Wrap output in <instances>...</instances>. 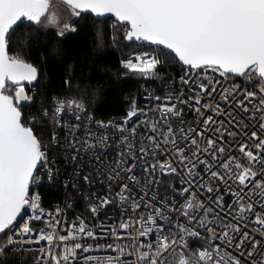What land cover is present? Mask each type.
<instances>
[{
    "label": "snow or ice",
    "instance_id": "1",
    "mask_svg": "<svg viewBox=\"0 0 264 264\" xmlns=\"http://www.w3.org/2000/svg\"><path fill=\"white\" fill-rule=\"evenodd\" d=\"M61 6L69 8L77 18L82 13L94 14V21L110 14L114 18L110 36L113 47L121 41L124 49L137 43L143 47L145 42L148 47L155 46L151 52L133 51L122 56L119 60L122 69L149 77L156 74L158 66L168 62L179 64L181 92L166 94L162 103L147 111L137 108L132 100L120 121L96 119L88 111L87 94L91 92V100H95L103 86L99 83L91 86L92 66L101 53L109 50L105 47V28L98 23L94 25L96 50L91 56L84 53L73 57L64 67L63 75L67 77L62 81L64 90L50 101L42 99L38 113L25 117L22 109L34 102V95L26 92L24 82H39L41 72L37 64L25 58L24 50L32 46L39 48V37L51 35L47 32L50 26L57 29L58 42L66 39L69 32H78L76 21H63L58 10ZM21 27L28 31L14 38L13 33ZM15 44L20 47L13 51ZM43 55L41 62L47 63ZM48 55L63 60L67 53L53 45ZM100 71L109 70L105 67ZM210 73H219L225 81L229 76L245 78L252 84L224 88ZM82 80L88 82L83 88ZM9 86L15 88L14 94H7ZM250 87L258 91L249 90ZM218 88L221 101H232L224 109L219 102H208L216 100L214 94ZM154 99L159 102L161 97ZM178 104L194 110L198 126L202 125L199 132L193 127L187 130L171 127L183 115V107L178 108ZM231 108L249 115L258 123L259 131L250 130V125L243 121L236 122L231 117ZM208 113L229 115L237 128L236 132L228 133L231 139L226 141L220 129L215 128L217 139L209 137L205 146L200 144L198 137L204 136V129L218 123ZM65 115L75 123L65 121ZM148 115L153 119L144 123L151 134L138 140L139 116ZM45 122L49 126L46 142L42 132L38 134L34 130L36 126L43 129ZM61 133H65L63 143ZM144 140L149 142L150 149L142 146ZM137 145H141L138 150ZM169 146L175 149L180 165L186 168L188 181L182 180L180 189L172 186V197L161 198L145 191L137 198L138 194L130 188L140 183L134 174L137 161L155 157L158 150H167ZM236 148L240 158L232 154L231 150ZM109 149H121L115 167L105 165L96 154ZM61 153H67L65 162L78 169L72 180L82 179L91 185L99 177L101 184L107 182L106 195L92 194L86 198L94 218L114 198L118 197L125 206L131 205L130 210L122 209L118 224L90 226L77 216L67 225L61 207L56 206L53 211L41 206L40 193L31 192V188L39 187L44 177L49 185L59 180L57 161ZM257 163L261 165L259 176L254 170ZM157 166L162 173L177 172L170 160L149 164L143 171L151 175ZM198 166L210 181H216L217 185L224 182L229 194L235 197L231 204L224 205L219 186L214 188L212 183L204 182ZM85 167L91 171L85 173ZM64 183L66 187L68 182ZM148 183L159 182L153 179ZM246 189V194L259 189L264 196V0H0V236H6L0 242V264H9L8 253L23 251L26 245L40 241L47 242V249H40L42 256L38 264L39 261L43 264H242V258L243 264H264V242L229 219H235L233 213L242 220L245 212L254 214L255 222L261 226L257 231L264 237V212L256 211L251 195L249 202L243 203L245 197L241 193ZM201 191L208 196L207 203L198 198ZM177 196L180 201L175 199ZM256 203L264 209V201ZM27 209H31V216L18 222L17 218ZM32 221H41L46 227L35 229ZM62 221L67 226L59 229ZM33 233H37L35 237ZM105 236L112 242L105 240L101 246L99 241ZM85 238L94 243L89 244ZM104 248L116 255L106 259L89 255ZM227 249L239 252V256ZM126 256L135 259H122Z\"/></svg>",
    "mask_w": 264,
    "mask_h": 264
},
{
    "label": "built area",
    "instance_id": "2",
    "mask_svg": "<svg viewBox=\"0 0 264 264\" xmlns=\"http://www.w3.org/2000/svg\"><path fill=\"white\" fill-rule=\"evenodd\" d=\"M154 48H155V46L146 47V48L139 50V51L151 52V51H153ZM210 74L213 76V78L215 80H220L221 84L224 88L231 89L234 84H241V83H246L248 85L252 84V81H246L245 78L237 79L234 76H229L227 78V80L225 81L223 78L220 77L219 73H210ZM179 75L175 76L174 79H172L168 83H166L159 91H153L152 89H144V91L141 94L139 102L136 104L137 108L147 111L148 109L155 108L158 103H162L166 94H179L182 90L181 82L178 79ZM152 77L153 76H149L147 78L151 79ZM253 79H255V74L253 75ZM257 83H258V81H257ZM24 86H25L26 92L29 95H34V97H35V89L33 87H31V85H25L24 84ZM249 90L258 91V88L250 87ZM220 91H221V89L218 88L217 92L214 94L216 96L215 101H208V102H212V103L219 102L220 107L222 109H224L226 107V104H231L232 101L231 100L228 102L221 101L220 100ZM14 92H15V88L9 86V91L7 94H14ZM157 96L161 97V100L159 102L154 99V97H157ZM185 98H187V97H185ZM256 102H258V99H257V101H254V103H256ZM129 107H127L125 113L121 117L111 118V119H114L116 121L122 120V118L124 116H126L127 111L129 110ZM177 107L179 108V107H183V106L178 104ZM250 107H251V105H250ZM230 113H231V117H234L236 122L243 121L244 123H248L250 125V130L259 131L258 123L256 121H252L249 115H245L242 111H238L236 108H231ZM208 114L214 115V117L218 123L213 125L212 128L204 129V136L202 138L198 137L200 144L202 146H205V140L209 137H211L213 139H217V134L214 131L215 128L220 129V135H223L226 141L231 139L228 136V133L229 132H233V133L236 132L237 128H236V124L232 122V119H230L229 115L228 114H221V115L217 116L213 113H208ZM157 116H159V113H157ZM63 119L65 121L70 122V123H75L74 119L67 116V115H65L63 117ZM151 119H153V117L151 115L139 116V126L137 129L138 133H139V135L137 137L138 140L144 139L145 136L151 134L149 129H148V126L144 123V121L151 120ZM257 120H258V117H257ZM181 121H184L185 123L181 124ZM221 121L223 122L222 124L219 123ZM252 125H255V127L253 128ZM171 127L173 129H178L180 127H184L185 130H187V128H189V127H193L196 129L197 132H199L202 128V125L198 126V119H197V116H196V113L194 112V110H192L188 107H183V115L180 117L179 120H177L175 123L171 124ZM81 135H83V133H81ZM109 135H113V133H109ZM249 135H250V131H249ZM64 137H65V133H61L60 138H61L62 143L64 142ZM117 138H118V135H117ZM157 139L159 140L160 138L157 137ZM177 142L180 144L183 143L180 140H178ZM140 146L141 145H137V150ZM142 146H145L149 149L151 148V145L149 144V142L147 140H144V145H142ZM225 147L226 148L228 147L227 143H225ZM120 150L121 149H114V150L109 149L106 152H100V153H96V154L101 156L105 165H111V167H115L114 161L117 159V152ZM231 151H232V154L235 155L237 158L241 157V153L238 151V148L232 149ZM168 153H171V155H169ZM53 155H55V153H53ZM66 155H68V154L67 153H61L60 158L58 160L63 161L64 157ZM88 155L91 156L92 153H88ZM224 159H227V157H224ZM168 160L171 161L173 167L177 168L176 173H168V172L162 173L158 166H157L155 172H153L151 175H147L143 171V168L149 164L163 163L164 161H168ZM245 163H246V161H245ZM74 168L75 169L73 172L78 170L76 167H74ZM260 168H261V165L259 163H257V165L254 167V170L257 171L258 176L260 173ZM90 171H91L90 167L84 168L85 173L90 172ZM198 172H199V175L204 178L205 183L210 182V183H212L214 188L217 186H219L221 188V194L224 196V201H223L224 205H228V204H231L233 202L235 197H233L231 194H229L227 186L224 185L223 181H220L218 185H217L216 181H210L208 176L204 173V171L202 169L199 168V166H198ZM185 173H186V168H184L180 165L179 157L175 154V149L172 148L171 146H169L167 148V150H165L164 148H161L160 150H158L157 155L155 157L149 156L146 159L141 158L140 160L137 161V167L134 169V174L137 177V179L140 181V183L138 185H136L135 187L130 185V188L134 194H138L137 198H139V196H143L145 191H147L150 195H157L161 198H163L165 196L172 197V195H173L172 190H171L172 186H174L176 189H180L182 187V180L188 181L189 178L186 176ZM194 175H195V173H194ZM71 177H72V175L68 179L71 183V187L75 191H77L79 194L84 193L82 186H84L85 182L82 179H79L81 182H78L79 180H72ZM59 179H60V176H59ZM153 179H155L159 183L149 184L148 181H152ZM44 184H49V182L47 181V177H44V182L40 186H42ZM74 185H75V187H74ZM85 186H86L87 191H89V192L84 193L83 199H84L85 203L83 205V208L81 207V209L77 208V210L74 211L75 200L70 195H67L62 202L61 201H55V202H52L50 205H44L43 199L41 197V206L43 208H45L46 210H53V211H54V208L56 206L61 207V209L63 210V212L65 214L64 220L67 221V225H70L71 222L77 216H81L86 221V223L89 224L90 226L91 225H100L101 223H103L105 225L118 224L120 219H121V216H122V209L130 210L131 205L130 204L127 206L123 205L122 202L117 197V198H114L113 203H111L109 206H107L106 209H101L98 212V214H97L98 218H94L89 213L88 205H89L90 201L86 198L92 196V194H98L101 197L106 195L108 192L107 182H105L104 184H101L99 182V177H96L94 183H92L91 185L85 184ZM183 186H187V184H184ZM39 187L31 188V192H33V193L39 192V190H38ZM67 187H68V184H67ZM249 187L253 188L254 185H249ZM236 190L238 191L239 189H236ZM246 193H247V189L245 190L244 193H241V195H244V197H245L243 203L247 204L249 202V195H251L252 196V202L254 203V207H255L256 211L257 212H264V209H261L260 204L256 203V201H264V196H262L260 194V190L256 189L253 193H250V194H246ZM198 198L204 200L206 203L208 201V196L205 195L204 192H202V191L199 193ZM175 199L178 201L181 200V198L179 196L175 197ZM91 202L98 203V201H95V200H93ZM217 211H219V209H217ZM225 211H227V209H225ZM31 214H32L31 209H27L26 211L22 212L21 216H19L17 218V221L22 223L23 221L28 220V217L31 216ZM233 216L235 217V219H233L232 217H229V219L232 220L233 223H238L243 230L249 232L250 236H254L255 239H259L262 242H264V237H261L259 232L257 231V229H259L261 226L255 222L254 214H250L248 212H245L243 220L240 218L239 215H237V213H233ZM57 219H59V217H57ZM124 219H127V216H124ZM67 225L62 221L61 224L58 226V228L63 229ZM31 226L35 229H40V228L46 227V224L41 222V221H32ZM36 234L37 233H33V237H35ZM61 234H66V233L61 231ZM98 235H100L99 232H98ZM4 239H6V236H4ZM85 239L87 240V242L89 244L94 243L92 240H88L87 238H85ZM142 239H147V238H142ZM105 240H107L109 243L112 242V240L109 237L105 236L103 239H100V241H99L101 246H103L105 244ZM125 243H126V241H125ZM195 247H199V245H195ZM245 247L246 248L250 247V245H245ZM258 247H260V246H258ZM41 248H44L45 250L47 249V242L46 241H40V242L32 243L30 245H26L23 251H17V252H32L34 254L33 264H38V258L42 256V253L40 251ZM227 251L232 252V254L234 256H239V252L233 251V249H227ZM89 255H92L94 257H98L101 259H106L108 256H115L116 253L112 250H108V249L104 248L101 251H93V252L89 253ZM221 255H223V253H221ZM122 259H135V257H127L126 256V257H123ZM39 264H43V261H39ZM242 264H243V258H242Z\"/></svg>",
    "mask_w": 264,
    "mask_h": 264
},
{
    "label": "trees",
    "instance_id": "3",
    "mask_svg": "<svg viewBox=\"0 0 264 264\" xmlns=\"http://www.w3.org/2000/svg\"><path fill=\"white\" fill-rule=\"evenodd\" d=\"M61 7L68 14L69 8L66 6ZM113 20L112 18H106L94 21L91 14L85 16L82 13L80 18L75 17L71 21V23L76 21L74 26L78 29V32H69L66 39L58 42L55 39L56 29L48 28L47 32L51 33V35L39 37V48L32 46L24 50L23 55L25 58L37 64L41 72L39 82H35L31 85V87L35 89L34 102L30 106H25L22 109L25 117L38 113L42 99L50 101L53 95L64 90L65 86L62 81L67 78L63 75L64 67L71 63L73 57H76L78 54L83 55L84 53L91 56L96 50L94 25L98 23L102 24L105 28V47L109 50L106 54L101 53L92 66L91 86L94 87L99 83L103 86L102 91L96 95L95 100H91V92L87 94V98L89 99L88 111L95 115L97 119L108 120L121 117L125 113L127 107L130 106L132 100H135L136 104L139 102L144 89L159 91L166 83L181 73L180 65L172 62L165 63L163 66H158L156 74L153 75L151 79L122 69L119 63L122 56H128L132 54L133 51H139L148 46L145 43V46L141 47L137 43L133 44L131 48L124 49L123 41H121L119 46L113 47L110 41V36L113 31ZM22 31H28V29L23 27L17 28L15 33H13L14 38ZM33 43L35 44V41ZM53 45L67 53V56H65L63 60H58L48 55V50ZM19 47V44H15L13 51L18 50ZM42 54H44L43 59H46L47 63L41 62ZM161 59H164V56H161ZM79 67L78 65L77 71H79ZM105 67L109 71L101 72L100 69ZM87 84V80H82L80 82L82 88ZM34 130L37 131L38 134L42 132L45 142L48 140L49 126L47 122H45L43 129H41L40 126H36ZM57 167L60 169V179L53 185L44 184L38 188L44 205H50L55 201L62 202L67 195H70L75 200L74 211L77 210V208H83L85 203L83 199L84 193H88L89 191H87L85 184L82 186L84 193L81 194L71 187V183L68 179L74 173L73 171L75 168L71 163H66L65 159L63 161L58 160ZM65 181L68 182V187H65ZM78 182L81 181L79 180ZM3 239L4 236H1L0 242H2ZM7 256L9 258V264H33L34 261V254L32 252H10Z\"/></svg>",
    "mask_w": 264,
    "mask_h": 264
},
{
    "label": "rangeland",
    "instance_id": "4",
    "mask_svg": "<svg viewBox=\"0 0 264 264\" xmlns=\"http://www.w3.org/2000/svg\"><path fill=\"white\" fill-rule=\"evenodd\" d=\"M58 10L61 12V14H62V19H63L64 22L71 23L72 19L75 18V17L72 16L70 9H68V10H69V11H68V14L66 13V11H64V10L62 9V7H60ZM49 28H54V29H56V28L53 27V26H50ZM56 30H57V29H56Z\"/></svg>",
    "mask_w": 264,
    "mask_h": 264
},
{
    "label": "water",
    "instance_id": "5",
    "mask_svg": "<svg viewBox=\"0 0 264 264\" xmlns=\"http://www.w3.org/2000/svg\"><path fill=\"white\" fill-rule=\"evenodd\" d=\"M91 15L93 16L94 14H91ZM106 18H112V19H114L113 17L110 16V14H109L108 17H105V18H102V19H106ZM145 43H147V42H145ZM34 83H35V82H32V84H34ZM24 84H25V85H32V84H29V83L26 82V81L24 82ZM0 237H1V236H0Z\"/></svg>",
    "mask_w": 264,
    "mask_h": 264
}]
</instances>
